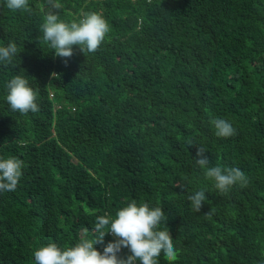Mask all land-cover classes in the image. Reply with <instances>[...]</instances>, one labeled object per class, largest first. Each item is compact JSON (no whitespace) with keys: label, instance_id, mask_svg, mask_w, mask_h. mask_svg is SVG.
Masks as SVG:
<instances>
[{"label":"trees","instance_id":"trees-1","mask_svg":"<svg viewBox=\"0 0 264 264\" xmlns=\"http://www.w3.org/2000/svg\"><path fill=\"white\" fill-rule=\"evenodd\" d=\"M60 3L66 22L103 13L110 31L95 53L55 55L40 30L47 0H29L31 13L0 0V46L20 49L0 65V158L25 163L16 190L0 192V264L94 240L96 217L132 200L163 209L171 264H264V0ZM18 74L38 91V112L11 111L6 85ZM213 117L236 135L217 137ZM200 146L209 167H238L247 186L221 194L195 162ZM198 190L207 200L194 212Z\"/></svg>","mask_w":264,"mask_h":264},{"label":"clouds","instance_id":"clouds-1","mask_svg":"<svg viewBox=\"0 0 264 264\" xmlns=\"http://www.w3.org/2000/svg\"><path fill=\"white\" fill-rule=\"evenodd\" d=\"M8 9L13 12L24 11L31 13L29 0H4ZM48 6L53 9L46 13L44 22L40 26L43 40L61 58H70L73 55V46H79L85 53H95L110 31V25L103 13L90 11L82 13L81 17L66 22L60 19L58 10L63 5L60 0H47ZM55 10V11H54ZM20 53L17 44L9 41L6 46H0V65L7 66ZM6 101L13 112L27 115L29 112H38V91L29 83L25 75L13 76L6 85ZM215 129V135L228 138L236 135V129L223 118L210 119ZM54 135V128L50 129ZM192 144V141H188ZM203 146L197 147L195 162L205 169V177L214 181V187L221 194L239 183L247 186L249 179L238 167H209V159ZM25 167L23 160L15 156L0 158V192L15 191L23 175ZM204 190L190 194L187 199L191 202L194 212L200 211L202 203L207 200ZM210 212L205 215H209ZM167 218L159 206L150 207L148 203H137L132 200L126 206L117 210L114 217L107 213L96 217L93 231L97 234L94 240L87 238V233L73 246L61 247L55 242H49L34 250V264H160L159 258H164L171 264L177 259V250L168 228L161 229L160 224ZM116 238L104 248L103 252L94 245L102 243L106 234ZM128 248L130 255L126 258L118 255L121 248Z\"/></svg>","mask_w":264,"mask_h":264}]
</instances>
